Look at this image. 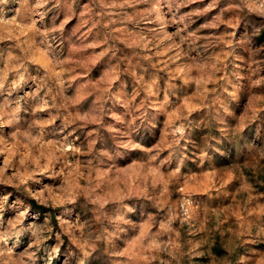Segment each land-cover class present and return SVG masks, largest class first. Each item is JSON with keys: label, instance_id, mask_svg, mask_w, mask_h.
Here are the masks:
<instances>
[{"label": "rangeland", "instance_id": "374dc122", "mask_svg": "<svg viewBox=\"0 0 264 264\" xmlns=\"http://www.w3.org/2000/svg\"><path fill=\"white\" fill-rule=\"evenodd\" d=\"M0 264H264V0H0Z\"/></svg>", "mask_w": 264, "mask_h": 264}]
</instances>
